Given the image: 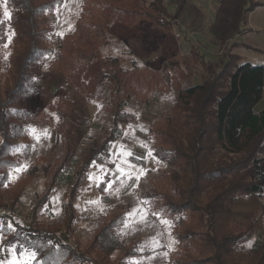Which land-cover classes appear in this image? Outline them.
Instances as JSON below:
<instances>
[{
    "label": "trees",
    "instance_id": "obj_1",
    "mask_svg": "<svg viewBox=\"0 0 264 264\" xmlns=\"http://www.w3.org/2000/svg\"><path fill=\"white\" fill-rule=\"evenodd\" d=\"M63 1L0 0V75L5 74L0 76V228L6 233L1 244L39 249L34 264H128V258L154 250L142 251L137 240L129 242L123 236L125 209L107 213L87 243L75 238L74 202L89 180L90 166L121 133L119 123L133 119V114L122 108L125 99L136 91L147 96L149 90V79L140 75L139 69L120 67L119 57L101 52L96 35L107 39L115 31L122 35L158 34L175 47L178 23L166 0H83L75 29L63 37L55 36L51 46L48 41L55 28V9ZM261 5L264 3L256 0H220L209 27L211 33L227 45L244 32L247 14ZM5 8L10 19L4 16ZM144 16L155 21L144 23L142 19L144 24H138ZM10 36L13 52L4 61L2 49ZM190 52L188 60L200 64L207 74L200 83L184 86L189 72L176 60L171 63V75L164 77L165 83L171 81L176 98L165 120L151 127V135L155 155L169 168L165 171L168 187L147 193L151 210L174 222L179 247L172 264H264V237L250 248L244 246L255 231L264 228V203L244 222L233 210L238 199L264 192V109L255 110L264 93V65L242 64L240 55L229 53L214 67L194 43ZM48 57L51 76L89 95L99 86L106 90L111 126L102 143L90 149L82 164L74 168L62 204L63 217L43 227L35 217L77 145V125L70 119L76 105L68 86H59L43 103L49 109L48 118H58L53 127L62 135L60 155L52 160L39 156L16 180H11L10 170L22 165L21 154L25 159L30 156L32 145L24 141L29 132L25 101L39 84L34 68ZM123 91L128 93L125 98ZM39 176L44 178L46 191L31 202L35 219L25 223L4 213L18 208L26 183ZM105 185L100 184L102 191Z\"/></svg>",
    "mask_w": 264,
    "mask_h": 264
},
{
    "label": "rangeland",
    "instance_id": "obj_2",
    "mask_svg": "<svg viewBox=\"0 0 264 264\" xmlns=\"http://www.w3.org/2000/svg\"><path fill=\"white\" fill-rule=\"evenodd\" d=\"M220 0H166L168 10L176 19L175 32L178 43L175 47L162 41L158 34L148 36L122 35L118 31L109 32L107 39L96 35L101 44V52L107 56L119 57L120 67L126 69H139L145 79H149L148 95L136 91L125 99L123 110L131 112L133 119L122 120L119 123L121 133L110 144L106 151L99 155L90 166V176L87 184L80 190L75 199L76 232L75 238L82 244L87 243L93 236L97 225L109 212L119 209L127 210V221L121 233L127 241L137 240L142 251H152V254L128 258V264H172L178 253L179 243L174 236V222L168 217L161 216L151 210L150 198L147 193L156 189L168 187L165 171L168 166L155 155V140L151 135V127L165 120L167 112L172 109L175 102V92L171 81L165 83V78L173 72L172 61H179L185 68L188 76L183 80L184 86H192L202 81V76L207 74L205 68L198 63L188 60L191 56V44L199 47L208 59L217 67L219 61L229 53H239L242 57L240 63L264 62V6L259 7L250 15L255 30H250L246 35H238L227 45H222L217 37L210 31V25L215 17V10ZM83 0H64L55 9L56 22L54 32L50 34L48 44L54 46L55 36H65L72 32L80 17ZM155 21L148 16L137 20L138 24ZM251 21V20H250ZM242 34V33H241ZM4 61H8L13 52L11 36L3 47ZM49 57L45 62L37 64L34 71L39 84L35 94L25 101L27 122L29 127L28 138L32 149L29 158L22 156V165L10 170L11 180H16L30 163L38 158L44 160L55 159L63 149L62 135L54 128L58 120L49 119V109L44 108V99L54 95L59 86H68L69 97L75 101V109L70 112V119L77 125L78 138L73 155L66 161V170L61 174L59 182L50 194L40 214L35 217L41 226L47 227L54 220L63 217L62 204L66 200L69 184L73 179L74 168L81 165L90 149L102 143L108 133L111 122L110 113L105 103L108 96L106 90L99 86L93 95L81 91L74 85H69L64 79L53 77L50 74ZM5 77V74L0 75ZM147 85V81L145 82ZM152 86V88H151ZM147 87V86H146ZM145 87V88H146ZM130 87V92H132ZM129 92V91H128ZM123 91L122 98L127 97ZM258 108H264V96ZM54 126V127H53ZM35 129L39 141L34 139L30 130ZM130 152L131 158L126 154ZM151 152L152 156L148 153ZM139 157V159H138ZM136 167H129L128 161ZM41 160V161H44ZM122 167L132 178L129 179L117 171ZM141 170L143 174L140 175ZM139 175V179L136 176ZM104 182L102 191L100 184ZM111 182V188L105 190ZM46 191L45 181L42 176L33 178L24 187V193L17 209H7L4 213L13 215L25 223H30L33 218L32 200L40 198ZM37 198V199H38ZM264 203V192L256 198ZM3 212L0 211V215ZM250 219V218H249ZM166 221V223H165ZM3 217H0V225ZM11 224L8 223V226ZM264 225V220H263ZM12 226V225H11ZM6 233L0 228V264H9L17 253L26 249L21 244L4 246L2 240ZM264 237V228L254 232L244 246L252 247ZM251 245V246H249ZM24 260L23 255L20 256Z\"/></svg>",
    "mask_w": 264,
    "mask_h": 264
},
{
    "label": "crops",
    "instance_id": "obj_3",
    "mask_svg": "<svg viewBox=\"0 0 264 264\" xmlns=\"http://www.w3.org/2000/svg\"><path fill=\"white\" fill-rule=\"evenodd\" d=\"M256 1H260V2L264 3V0H256ZM261 6H264V5H261ZM261 6H258L256 9H258ZM255 10H253V11H255ZM253 11H251L249 13L251 14ZM252 22H253L252 21V17L250 19V15L247 14V23L245 25V30L240 35H246V34H244L245 32H248L249 33L250 30H255ZM235 54L240 55L239 53H235ZM247 63L257 64L255 61L254 62H247ZM260 64H263L264 65V62H262V63L260 62ZM263 96H264V93H263ZM262 99H263V97H262ZM260 101L255 106V110L256 111H261V110L264 109V108H258V105H259ZM256 198H257V195L256 194H251L250 196L244 197V198H241V199H238L235 202L234 207H233V210H234V214H235L236 218L240 222H244V221L248 220L258 210V208L260 207V205L262 204V202L260 200L258 201Z\"/></svg>",
    "mask_w": 264,
    "mask_h": 264
},
{
    "label": "snow or ice",
    "instance_id": "obj_4",
    "mask_svg": "<svg viewBox=\"0 0 264 264\" xmlns=\"http://www.w3.org/2000/svg\"><path fill=\"white\" fill-rule=\"evenodd\" d=\"M4 16L6 18H9L10 19V13L7 11V8H5V10H4ZM30 133L33 135L34 139H36L37 141H39V136L36 135V130L35 129L30 130ZM126 154L129 156V158H131L132 154L130 152H128ZM148 155L149 156H152V153L149 152ZM138 159H139V157H138ZM126 163H128V165H129L130 168H132L133 170L135 169L136 166L131 163V159H129L128 161H126ZM117 171L119 173H121L122 175L126 176L129 179L132 178V176L128 172H126L125 169L122 168V167H118ZM142 174H143V170H141L140 175H142ZM136 179H139V175L136 176ZM110 188H111V182L107 185V188L105 190H108ZM165 223H166V221H165ZM9 227H11V225ZM13 231H15L14 228H13ZM249 246H251V245H249ZM38 250L39 249H37V250L25 249L23 251V253H17V250L14 247V248H12V252L13 253H16V255H15L14 259L9 262V264H34V262L37 259V251ZM21 255H23L25 257L24 260H21L20 259V256Z\"/></svg>",
    "mask_w": 264,
    "mask_h": 264
}]
</instances>
